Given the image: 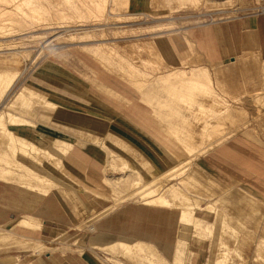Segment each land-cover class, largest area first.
I'll use <instances>...</instances> for the list:
<instances>
[{"label":"rangeland","instance_id":"rangeland-1","mask_svg":"<svg viewBox=\"0 0 264 264\" xmlns=\"http://www.w3.org/2000/svg\"><path fill=\"white\" fill-rule=\"evenodd\" d=\"M14 1L0 0V33L11 32L7 39L0 38V72L18 73L10 93L0 97V111L32 123L33 127L23 129L67 136L75 142L70 153L76 148L97 151L96 157L93 151L86 154L97 161L102 158L99 163L105 175L100 185H91L82 173L78 171L83 175L80 179L70 171L66 161L70 153L58 164L57 157L50 155L49 150H54L50 143L26 136L21 140L27 156L16 157L0 133V153H8L6 160L22 166L16 168L21 169L19 173L33 174L38 163L42 167L37 173L45 176L49 164L53 176L64 182L32 190L17 177L8 184L0 181V264H36L37 259L46 264L42 260L52 253L88 251L97 239L141 245L127 253L124 247L118 250L122 247L118 244L100 249L113 258L97 257L91 264H176L178 247L183 262L177 264H264V205L234 185L211 179L196 165L200 157L234 137L264 146V58L252 53L220 66L206 65L201 58L181 63L166 38L184 27L255 15L260 0ZM80 56L140 93L143 107L153 114L157 135L147 137L126 123L99 119L103 117L94 112L101 111L94 104L95 77ZM198 68H204L200 69L204 77L189 80L192 73H202ZM26 89L40 96L30 97L31 102L17 100L16 94ZM1 91L2 87L0 95ZM9 123L10 129L20 128ZM154 171L159 173L153 175ZM130 175L133 180L127 184L107 183ZM135 176L142 178V184L158 181L157 195L168 199L172 207L148 205L132 193ZM169 188L199 205L193 214L200 228L192 229L187 238L179 213L187 210L183 205L188 202L184 197L176 200ZM54 190L73 209L75 218L71 216L69 227L47 201ZM48 213L54 222L44 228L42 242L35 241L31 232L13 227L19 218L41 224Z\"/></svg>","mask_w":264,"mask_h":264},{"label":"crops","instance_id":"crops-1","mask_svg":"<svg viewBox=\"0 0 264 264\" xmlns=\"http://www.w3.org/2000/svg\"><path fill=\"white\" fill-rule=\"evenodd\" d=\"M166 38L171 44L175 57L181 63L201 58L206 65L220 66L252 53L264 58V15L245 14L228 21L184 27L167 34ZM80 62L95 77L96 85L92 86L93 98L96 101L94 104L101 111L94 112L103 117L99 118L100 120L110 119L111 122L116 120L126 123L137 129L140 135L147 137L157 135L155 131L153 132L154 127L158 129L152 119L153 114L143 107L138 95L140 93H137L138 91L132 85L108 73L104 67L90 62L86 57L80 56ZM66 161L82 173L91 185L97 186L102 183L103 165L81 149L76 148L68 155ZM196 165L211 179L223 185H234L256 202L264 205V146L242 136L234 137L200 157ZM47 201L56 208L64 225L68 227L73 225L71 218V216L75 218L73 209L58 190L51 192L47 196ZM46 217L48 219L41 222L42 228L23 229L22 232L29 234L31 232L35 241H41L39 239L44 228H47L48 222H54L49 213ZM117 242L119 241L97 239L87 247L88 251L52 253L46 261L42 260V262L46 264H91L92 259H97V257L111 259L113 258L111 254L100 251V249L110 248ZM53 248L56 249V247ZM117 258L121 259L120 256ZM36 264L42 263L37 259Z\"/></svg>","mask_w":264,"mask_h":264},{"label":"bare ground","instance_id":"bare-ground-1","mask_svg":"<svg viewBox=\"0 0 264 264\" xmlns=\"http://www.w3.org/2000/svg\"><path fill=\"white\" fill-rule=\"evenodd\" d=\"M14 1V0H13ZM15 2V1H14ZM30 3V2H29ZM18 5V4H17ZM2 15V14H1ZM1 15H0V17H1ZM5 15V14H4ZM3 15V17H6V16H4ZM5 19V18H4ZM1 24V23H0ZM9 25V24H8ZM0 28H2V27H0ZM9 28V27H8ZM11 29H14V28H11ZM16 29V28H15ZM2 31V30H1ZM19 31V30H18ZM6 32H8V31H2L1 33H0V38L1 39H7L6 37H8L9 35H11V32H9V34H7ZM13 33H14V31H13ZM12 33V34H13ZM19 35V34H18ZM199 69V71H202V70H204V68H198ZM200 69H202V70H200ZM204 71H202V73H200V72H195V73H190L191 74V76H190V78H189V80H192V81H199L200 80V78H202V76L204 77V73H203ZM17 75H18V73H12V74H10V73H8V72H0V88L2 87L3 88V92H2V94L0 95V97L2 98V97H4V96H6V93L9 91V93H10V89L14 86V83H15V81H16V79H17ZM209 75H211V74H209ZM176 76V75H175ZM208 76V75H207ZM185 77V76H184ZM183 77V78H184ZM187 77V76H186ZM176 78H178V77H176ZM206 78V77H205ZM208 79V78H207ZM206 79V80H207ZM211 79V78H210ZM210 79L209 80H207V81H210ZM202 82V81H201ZM190 83H192V82H190ZM203 83V82H202ZM197 84V83H196ZM198 85V84H197ZM202 86V85H201ZM203 87V86H202ZM205 88V87H204ZM200 89H202L201 87H200ZM206 89V88H205ZM203 90V89H202ZM213 92V91H212ZM39 97L40 95H38V93H36V92H33L32 90H30V89H26V92H20L19 94L17 93L16 94V99L17 100H22V99H28V101H30V97ZM43 98V97H42ZM41 98V99H42ZM43 99H45V98H43ZM1 100V99H0ZM31 100H33V99H31ZM158 101V100H157ZM31 102V101H30ZM1 103V102H0ZM4 103V102H3ZM46 104H48V105H53L51 102H48V101H46L45 102ZM2 105H4V104H2ZM7 120L8 121H10V123L12 124V123H14V124H16V125H19L18 127H20V128H18V129H10V128H8L7 127ZM9 123V124H10ZM36 124H38V123H36ZM26 125H28V126H31V127H33L32 126V123L31 122H29L28 120H26V119H24V118H18L17 116H14V115H12L10 112H8L7 113V111L6 112H4L3 110L2 111H0V133H2L3 135H4V138H5V141H6V144H7V146H8V148H9V150L11 151V153L14 155V156H21L22 158H26V152H24L23 150L24 149H26V143L24 142V141H22L21 140V137H23V136H26V137H28L29 139H31V141L33 140L34 142H48V144L50 143L51 145H52V147L54 148V150L51 152V150H49L48 148H46V146L44 147L46 150L48 149L49 151H50V155H52V156H56L57 158H56V160H58V164H60L61 162H63L64 160H63V158H64V156H66V155H68L71 151H72V148L74 147V145H75V142L72 140V139H70V138H68L67 136H65V135H63V134H59V133H51V134H47V133H41L40 131H38V130H35V129H23L24 128V126H26ZM47 127V126H46ZM49 127V126H48ZM51 128V127H50ZM16 131H20V134H18V133H16ZM25 137V138H26ZM3 138V139H4ZM30 141V142H31ZM76 141V140H75ZM93 141V140H92ZM29 142V141H28ZM30 142H29V144H30ZM4 143V142H3ZM181 143V142H180ZM28 144V145H29ZM35 144H37V143H35ZM34 143H33V145H35ZM47 144V143H46ZM31 147H34V146H32V144L30 145ZM30 146H29V148H30ZM37 146H38V144L36 145V148H37ZM44 146V145H43ZM40 147V146H39ZM41 147H42V145H41ZM191 147V146H190ZM7 148V149H8ZM43 148V147H42ZM41 148V149H42ZM184 148V147H183ZM33 149V148H32ZM32 149H29V150H32ZM52 149V148H51ZM9 150H8V152H9ZM39 150V149H38ZM191 150V149H190ZM87 151V150H86ZM93 151V152H92ZM208 151V150H207ZM42 152H45V150L44 151H42ZM47 152V151H46ZM91 152L93 153V155L94 154H96L95 155V157L97 156V155H99V153L97 152V151H95V150H88V152H86V153H90L91 154ZM40 153V152H39ZM8 153H0V181H2V182H7V184L8 183H12V182H14V178L15 177H17V179L19 180V181H22V182H27V185H28V187H30V189H36V190H41V189H43L45 186H46V184H49L50 182L51 183H53L54 181H58V182H60L59 184H57V186H59L60 184H63L64 185V182H62V180H60L59 179V177L58 176H53V174H54V168H51L50 167V165L48 164H46V166H47V168H48V170H46L47 171V174L45 175V176H41V175H39L40 173H37L40 169H41V165L39 166L38 165V163L36 164V166L37 167H39V168H37V167H35L34 169H35V171H32L31 173H33V174H30V173H25L24 174V172L23 173H19L18 171H20L19 169H16V168H18L19 166H18V164H16L15 162V164H13V163H11L9 160H11V159H9V160H6L7 159V155ZM36 154H37V152H36ZM102 155V154H101ZM33 156V155H32ZM41 156V155H40ZM16 157H13V158H16ZM48 157V156H47ZM134 157V156H133ZM5 158V159H4ZM27 158H29V155H28V157ZM32 158H35V157H32ZM40 158V157H39ZM39 158L37 159V160H39ZM49 158V157H48ZM52 158V157H51ZM50 158V159H51ZM95 159H97V158H95ZM100 161L102 160V158H98ZM103 159H104V157H103ZM106 159V158H105ZM161 159V158H160ZM98 160V161H99ZM109 160V159H108ZM192 160V159H191ZM12 161V160H11ZM48 161V160H47ZM105 161H107V159L105 160ZM28 162V161H27ZM34 162V161H33ZM32 162V163H33ZM46 162V161H45ZM188 162V161H187ZM24 163V162H23ZM30 163V162H29ZM31 163V164H32ZM34 163H36V162H34ZM46 163H48V162H46ZM109 163V162H108ZM191 163V162H190ZM110 164V163H109ZM186 164V163H185ZM34 165V164H33ZM105 165V164H104ZM112 165V164H111ZM28 166V165H27ZM44 166V165H43ZM53 166V165H52ZM130 166V165H129ZM186 166V165H185ZM20 167H22V166H20ZM19 167V168H20ZM69 168H70V171L72 172V173H74V174H76L80 179L82 178V176L83 175H81L78 171H76V169L74 168V167H72V166H68ZM124 167V166H123ZM175 167V166H174ZM177 167V166H176ZM125 169V168H124ZM18 170V171H17ZM174 170V169H173ZM26 171V170H25ZM28 171H30V170H28ZM42 171V170H41ZM105 171V170H104ZM171 171H172V169H171ZM183 171V170H182ZM159 173V171H154L152 174L153 175H157ZM42 174V173H41ZM44 174V173H43ZM132 174V173H131ZM138 174V173H137ZM105 175V174H104ZM57 177H58V179H57ZM135 177H137V176H135ZM160 177V176H159ZM165 177V176H164ZM131 178V175H130V177H126V176H124V177H122V178H120V179H118V181H111V180H107V183L108 182H110L111 183V185L112 184H114V185H116V184H118V185H120L119 183L120 182H126V181H129L128 179H130ZM161 178V177H160ZM132 179V178H131ZM130 179V180H131ZM142 179V178H141ZM141 179H139L138 177H137V179H135L134 181H133V183H131V184H133L132 186H134V188H136L135 189V191L134 192H132V193H134L135 195H139V196H141L144 200H146V204H148V205H155V206H158V208H162V209H169L170 207H172V203L168 200V199H166V198H164V197H162V196H160V195H157L158 194V189L156 188V186H157V183H158V181L156 182L155 180H152L151 182H149L148 184H142L143 182H142V180ZM133 180V179H132ZM132 182V181H131ZM29 183V184H28ZM50 183V184H51ZM126 184H127V182H126ZM111 185H110V187H111ZM50 186V185H49ZM131 186V185H130ZM128 187V186H127ZM160 187V186H159ZM168 187V186H167ZM170 187V186H169ZM112 188H115V187H112ZM132 188V187H131ZM176 188V187H175ZM68 189H70V188H68ZM117 189H119V188H117ZM170 190H169V193H171L172 195H173V197L176 199V200H180L181 201V199H183V197H184V202L186 201V202H188V203H186V204H184L183 206H187L188 208H187V210H183V211H181L179 214V221H180V223L181 224H183L184 225V227H185V231H184V236L187 238V237H189V233H191L190 231L192 230V229H198L199 230V228H200V221L197 219V218H195V216H194V211L196 210V207H198L199 205L198 204H190L189 202H190V200L188 199V198H186V196H184L183 194H181V192H178L176 189H171V188H169ZM112 190H114V189H112ZM165 191L167 190V189H164ZM68 191H70V190H68ZM184 191V190H183ZM71 192V191H70ZM113 192V191H112ZM164 192V191H163ZM234 192V191H233ZM236 192V191H235ZM130 195V194H129ZM162 195V194H161ZM170 195V194H169ZM240 195H242V194H240ZM171 197V196H170ZM175 200V201H176ZM233 200H235V199H233ZM232 200V201H233ZM249 200H250V198H249ZM251 200H252V198H251ZM253 201V200H252ZM176 203H177V201H176ZM254 203H255V201H254ZM174 204H175V202H174ZM176 205V204H175ZM181 206H182V204H181ZM184 208V207H183ZM182 208V209H183ZM199 209V208H198ZM207 209H208V207H207ZM211 212V211H210ZM223 216V215H222ZM225 219V218H224ZM216 221V220H215ZM13 222H15L14 223V226L13 227H20V228H23V229H28V230H36V229H38V228H40L41 227V224L39 223V222H37V221H34V220H31V219H28V218H19V219H17V220H15V221H13ZM209 226V225H208ZM207 227V226H206ZM205 227V228H206ZM228 226H226V228H227ZM42 228V227H41ZM254 228V227H253ZM202 229V228H201ZM208 229H209V227H208ZM94 230V229H93ZM228 230V229H227ZM181 231V230H180ZM206 231V230H205ZM208 231V230H207ZM183 232V231H182ZM228 232V231H227ZM210 233V232H209ZM86 239V238H85ZM184 239V238H183ZM261 239V238H260ZM185 241H187V239L185 240ZM263 242V241H262ZM116 243V242H115ZM176 243V242H175ZM117 244L118 245H121L122 247H120V248H118V250L120 249V251H121V249L124 247V249H122L124 252H126L127 253V251L129 250L130 251V249L132 250V248L134 247V245H136L137 244V246H138V248H139V246L141 245L140 243H136V244H134V245H128V244H126V243H124V242H117ZM182 244V243H181ZM184 244H186V243H184ZM143 246V245H142ZM176 246H177V244H176ZM184 246V245H183ZM186 246H187V244H186ZM114 248H115V246H114ZM138 248H136V249H138ZM176 248V247H175ZM185 248V247H184ZM106 249V248H105ZM108 249V248H107ZM110 249H111V247H110ZM136 249H134V250H136ZM182 249V248H181ZM122 251V252H123ZM128 251V252H129ZM138 251V250H137ZM141 251L142 250H140L139 251V253H141ZM180 249H179V247L177 248V250L175 251V259L173 260V261H175V262H177V263H182L183 262V259H180L181 257H180ZM132 252V251H131ZM136 252V251H135ZM126 253H124V254H126ZM123 254V255H124ZM128 254H130V253H128ZM133 254H134V252H133ZM138 254V253H137ZM145 255H147V254H145ZM139 256H141V255H139ZM128 257H129V255H128ZM225 257V256H224ZM149 258V257H148ZM157 261V260H156ZM163 261V260H162ZM221 261H223V260H221ZM225 261V260H224ZM157 263V262H156ZM164 263H167V262H164ZM176 263V264H177ZM158 264H163V262L161 263H158ZM217 264V263H216ZM229 264V263H228Z\"/></svg>","mask_w":264,"mask_h":264},{"label":"built area","instance_id":"built-area-1","mask_svg":"<svg viewBox=\"0 0 264 264\" xmlns=\"http://www.w3.org/2000/svg\"><path fill=\"white\" fill-rule=\"evenodd\" d=\"M255 15H264V0H260V3L257 5Z\"/></svg>","mask_w":264,"mask_h":264}]
</instances>
